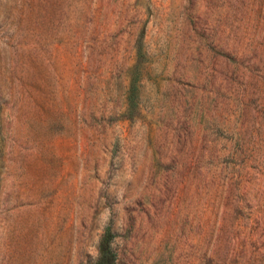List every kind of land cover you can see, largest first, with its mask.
Listing matches in <instances>:
<instances>
[{"label": "rangeland", "instance_id": "1", "mask_svg": "<svg viewBox=\"0 0 264 264\" xmlns=\"http://www.w3.org/2000/svg\"><path fill=\"white\" fill-rule=\"evenodd\" d=\"M264 264V0H0V264Z\"/></svg>", "mask_w": 264, "mask_h": 264}, {"label": "trees", "instance_id": "2", "mask_svg": "<svg viewBox=\"0 0 264 264\" xmlns=\"http://www.w3.org/2000/svg\"><path fill=\"white\" fill-rule=\"evenodd\" d=\"M113 232L109 227H104L98 242L97 255L92 264H113L115 259V252L111 246V238Z\"/></svg>", "mask_w": 264, "mask_h": 264}]
</instances>
